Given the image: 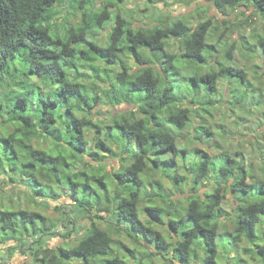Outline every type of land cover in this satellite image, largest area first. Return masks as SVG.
<instances>
[{
    "label": "trees",
    "instance_id": "trees-1",
    "mask_svg": "<svg viewBox=\"0 0 264 264\" xmlns=\"http://www.w3.org/2000/svg\"><path fill=\"white\" fill-rule=\"evenodd\" d=\"M208 1L222 15L252 7L264 23V0ZM111 5L115 3L102 7L100 0H0L3 181L20 182L33 197L57 200L65 194L67 200L64 207L56 206L64 211L53 222L39 212L0 208V246L14 242L7 251L24 253L26 242L29 264H126L112 251L113 242L126 237L140 247L137 254L128 250L136 264L146 260L140 255L147 243L164 262L169 256L173 264H217L221 236L235 250L245 243L241 252L264 264V146L258 148L257 160L245 162L242 150L217 144L212 155L192 143L209 144L221 133L224 141L223 135H230L225 125L215 126V133L209 124L217 103L242 108L248 101L264 104V90L225 48L228 26L221 29L214 17L190 24L187 16L169 24L134 26ZM64 7L80 21L59 19ZM101 28L108 31L104 43L93 37ZM213 29L215 42L210 43ZM258 33L252 32V43H244L247 56L261 59L253 68L255 80L264 67V34ZM213 62L217 69L206 71ZM82 78L91 80L94 92L85 91ZM120 105L133 108L97 112ZM261 116L258 127H264V112ZM35 137L46 147H35ZM187 155L193 169L179 160ZM108 157L120 167L106 172ZM206 185L207 191L198 194ZM178 193L188 195L172 198ZM84 219L88 222L79 224ZM112 230L117 238L111 237ZM30 232L39 238L26 240ZM72 234L80 235L73 245L46 244ZM147 253L146 258L154 254Z\"/></svg>",
    "mask_w": 264,
    "mask_h": 264
},
{
    "label": "rangeland",
    "instance_id": "rangeland-1",
    "mask_svg": "<svg viewBox=\"0 0 264 264\" xmlns=\"http://www.w3.org/2000/svg\"><path fill=\"white\" fill-rule=\"evenodd\" d=\"M101 6L103 7L106 3L114 4L111 5L112 11L114 13L118 10L121 11L123 14V17L126 18L128 21L130 20L134 26H152L156 25L157 22H165L167 24L172 23L175 19H183L184 16H187L186 18L190 24H194L196 20L201 19L203 17H214L218 20V26L223 29V27L228 26V30L224 35V38L227 40V43L223 41L221 44H218V49H221V47L225 45L226 43V49L231 50V58L233 61L237 63L239 67H242L246 70H248V77L250 80H253L254 83H257L256 86L260 87L261 90H264V67L259 70L257 75V80H255V74L253 72V68H256V66L260 63L261 59H254L255 57H251L250 55L247 56L246 50L244 49V43H252V40L250 39V36L253 31L259 32L258 34H264V23L259 16V14L255 13L252 7L245 8L241 7L237 9L236 11H228L227 15H222L219 13L209 2L208 0H100ZM60 18L62 19L64 17H67L70 22L77 23L80 21L79 17L71 19L72 16L67 12V9L61 8ZM251 16V20L248 19V22H246V19ZM61 22L63 20H60ZM58 21V22H60ZM129 21V22H130ZM59 23V25L61 24ZM213 24H215V20L213 21ZM96 35L93 36L97 38L100 42H105L108 31L105 29H97L95 30ZM215 30H211V33L209 34V37L212 35L215 37ZM214 37H210V43L215 42ZM207 51V50H206ZM207 53V52H206ZM245 53V54H244ZM225 61V59H222ZM263 60V59H262ZM223 63V62H222ZM226 63V61H225ZM224 63V64H225ZM228 64V63H227ZM212 69L209 70H216L217 64L212 63ZM203 69L198 70H191L193 72L200 71L202 72ZM205 71V72H206ZM82 72V71H81ZM199 72V73H200ZM259 79V80H258ZM84 81V87L85 91L92 93L94 92V89L92 87L93 83L91 80L87 78H82ZM99 85V80L95 81ZM0 85V94L4 93V88ZM264 92V91H263ZM264 97V96H263ZM228 101V98L226 99ZM222 102V101H221ZM226 102V101H225ZM222 102L217 103L215 107L218 109L212 113V117L209 120V124L211 127H213V130L215 133L218 131L215 130V126L224 128V125L228 128L226 131L229 132L230 135H223L224 141L221 139V134H216L212 141L209 144H198L196 141H192L195 148H205L206 150H209L208 152L213 154H216L218 150L216 149L215 145H220L223 149H227L229 151H233V149H239L242 150L244 158V161L247 162V160H257V152L258 148H261V146H264V139L262 135H264V127H258V123L261 121V113L264 112V104L263 107L256 106L254 102H246L245 106L242 108L241 106H232L231 104H228ZM250 105V106H249ZM133 108L132 105H120L119 107H116L114 109H109L106 106L99 107V110L97 112L99 113H105V114H118L119 112L129 111ZM108 116V115H107ZM224 120V121H223ZM112 120L110 118L105 119V124L109 126L111 124ZM192 140V139H191ZM226 140V141H225ZM32 143L35 147L44 148L46 147V144L43 145V142L39 140L37 137L33 138ZM192 143L187 148H192ZM196 143V144H195ZM252 144V145H251ZM213 148H209L211 146ZM230 149H229V148ZM120 150L121 148L118 147ZM117 151V147L114 149ZM103 154H108V152H104ZM128 155V154H127ZM241 157V156H240ZM192 156L187 155V158L185 161L180 160L182 162L183 167H188V169L194 168V163H191ZM106 166V172H109L111 169H113V165L115 169H118L120 167L119 161H116V159H111L108 157V159L104 162ZM112 164V165H111ZM186 171L184 170V173ZM90 174V172H87ZM6 173L0 171V208H13V209H26L28 211H35L39 212L41 215L45 216L49 221H55L60 217V213L64 211V209H60L57 211L55 208L60 203V207H64L67 204L66 195L64 194L59 199L54 200L51 198H37L33 197L32 195L27 193L24 190V187L20 184L10 183L8 181H3V178L6 179ZM187 175V173H185ZM163 179V178H162ZM165 187H170L169 183L165 179H163ZM212 185V182L210 183L209 187ZM94 189L101 190L96 185H93ZM208 185H206L203 188H199L197 190L198 194H202L209 188ZM171 188V187H170ZM85 188L81 185L79 188V192H83ZM188 193H178L176 195H172V198L175 200L180 199L182 197H186ZM80 196V195H78ZM69 198V194H68ZM226 211L230 212V197L226 195ZM142 220H144L145 216L140 215ZM88 222L86 219L79 221V224H84ZM162 227V226H161ZM164 228V227H163ZM230 226H228V230H230ZM161 231L166 235L165 230L161 229ZM80 235H83L81 231H79ZM79 234H72L68 239H61L59 237L50 238L46 242V244L50 248H54L59 246L62 243H65V246L67 244H74L76 241L75 236L80 237ZM113 234L115 233L113 230L110 232V235L112 238L114 237ZM124 235V234H121ZM39 234L32 235L30 232L26 236L27 239H38ZM119 236V234H118ZM42 238V237H41ZM75 238V239H74ZM120 240L122 243L120 244ZM118 244L113 242L112 244V251L113 254H118L120 258L124 260V263L126 264H136L134 261L130 260V253L128 250H132L135 254L139 252L140 247H138L136 244H134L132 241H130L126 237H118L117 239ZM25 245H23L25 248L24 253H20L19 250H11L9 253L7 251V248H13L16 246V243H7L4 246H0V264H29L31 263L30 256L26 255V252L28 250L25 246H27V243L24 242ZM218 243H219V263L217 264H236L234 263L232 258H239L242 257L246 261H248L246 264H258L257 262H254L251 260L249 255H244L241 251L248 247L245 243H238V248L235 250L233 248L234 245L231 247L229 245L228 239L221 240V236L218 237ZM229 248L228 251H225V248ZM238 250V251H237ZM147 252H154L153 255H149V257H145ZM142 257H144V260L142 264H173V261L170 262L169 256H164L168 261L164 262L161 260L160 256H157V251L154 248L153 244L147 243V246L145 250L141 253ZM226 258L227 260H224L223 258ZM173 260V259H172ZM175 264H179L176 263Z\"/></svg>",
    "mask_w": 264,
    "mask_h": 264
}]
</instances>
